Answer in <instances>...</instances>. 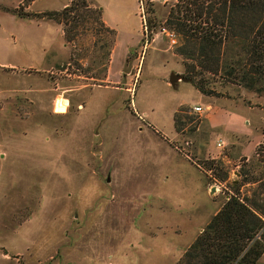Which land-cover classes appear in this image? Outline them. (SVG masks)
Segmentation results:
<instances>
[{
	"label": "rangeland",
	"instance_id": "obj_1",
	"mask_svg": "<svg viewBox=\"0 0 264 264\" xmlns=\"http://www.w3.org/2000/svg\"><path fill=\"white\" fill-rule=\"evenodd\" d=\"M30 1L0 0V264H175L243 163L264 164V95L170 86L181 41L145 22L176 0H88L68 25L33 15L69 0Z\"/></svg>",
	"mask_w": 264,
	"mask_h": 264
},
{
	"label": "trees",
	"instance_id": "obj_2",
	"mask_svg": "<svg viewBox=\"0 0 264 264\" xmlns=\"http://www.w3.org/2000/svg\"><path fill=\"white\" fill-rule=\"evenodd\" d=\"M69 1L60 13L33 17L68 25L80 9L91 11L88 0ZM146 11L151 34L165 29L181 41L175 53L186 67L184 80L202 95H212L207 75L264 95V0H176L163 22L153 9ZM93 13L101 23V11ZM252 157L239 168L241 181L230 185L231 194L175 264H257L264 254V164ZM220 166L210 163L206 169L225 182L228 174ZM242 188H248L244 194Z\"/></svg>",
	"mask_w": 264,
	"mask_h": 264
},
{
	"label": "crops",
	"instance_id": "obj_3",
	"mask_svg": "<svg viewBox=\"0 0 264 264\" xmlns=\"http://www.w3.org/2000/svg\"><path fill=\"white\" fill-rule=\"evenodd\" d=\"M31 2V4L28 6V9L32 6V4L34 3V0L33 1H30ZM4 15V14H8V13H6V12H0V15ZM32 21V20H31ZM2 66V65H1ZM50 67L48 66L47 67V69H49ZM178 84V83H177ZM62 101H64L66 104H67V102L65 101V100H62ZM61 102V101H60ZM59 102V103H60ZM66 108H67V106H66ZM66 108H65V111H64V113L66 112ZM194 108V107H193ZM210 108V107H209ZM211 109V108H210ZM207 110V109H206ZM209 110V109H208ZM202 112V111H201ZM200 112V113H201ZM64 113H58V114H64ZM198 114V113H197ZM243 119V118H242ZM241 119H238V117H236V116H230V118H229V123L231 124L232 122H234V123H236V124H238L239 123V121H240ZM223 144H224V142H223ZM234 147H232V146H229L227 149L229 150V151H232V149H233ZM252 150L253 149H249V151H247V152H252Z\"/></svg>",
	"mask_w": 264,
	"mask_h": 264
},
{
	"label": "water",
	"instance_id": "obj_4",
	"mask_svg": "<svg viewBox=\"0 0 264 264\" xmlns=\"http://www.w3.org/2000/svg\"><path fill=\"white\" fill-rule=\"evenodd\" d=\"M179 81L184 82L185 81L184 77L180 74H176L174 72H171L169 75V78H168V82H169L170 86L174 88ZM107 182H109V178H107ZM213 192H214V188L211 189V193H213Z\"/></svg>",
	"mask_w": 264,
	"mask_h": 264
},
{
	"label": "built area",
	"instance_id": "obj_5",
	"mask_svg": "<svg viewBox=\"0 0 264 264\" xmlns=\"http://www.w3.org/2000/svg\"><path fill=\"white\" fill-rule=\"evenodd\" d=\"M156 1H158L159 3H161V4H165V1L166 0H156ZM149 2H153V1H151V0H149ZM160 32H163L164 34H171V36L173 35L174 36V34H172V33H170V32H167L165 29H161V31ZM207 110H208V108H206ZM193 111H194V113H200L201 111H203L202 110V108H200V107H194L193 108ZM224 144H223V142L222 141H220V142H218L217 143V147L218 148H221L222 146H223Z\"/></svg>",
	"mask_w": 264,
	"mask_h": 264
},
{
	"label": "bare ground",
	"instance_id": "obj_6",
	"mask_svg": "<svg viewBox=\"0 0 264 264\" xmlns=\"http://www.w3.org/2000/svg\"><path fill=\"white\" fill-rule=\"evenodd\" d=\"M66 106H67V104L64 101L60 102L59 109H60L61 113H64Z\"/></svg>",
	"mask_w": 264,
	"mask_h": 264
}]
</instances>
